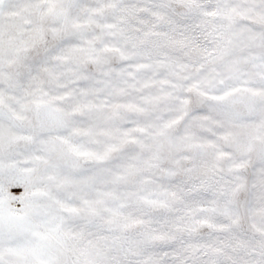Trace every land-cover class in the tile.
Instances as JSON below:
<instances>
[{"label": "snow or ice", "instance_id": "obj_1", "mask_svg": "<svg viewBox=\"0 0 264 264\" xmlns=\"http://www.w3.org/2000/svg\"><path fill=\"white\" fill-rule=\"evenodd\" d=\"M0 264H264V0H0Z\"/></svg>", "mask_w": 264, "mask_h": 264}]
</instances>
